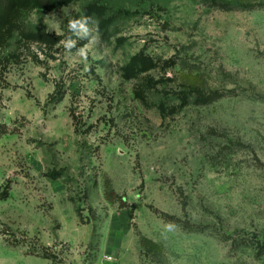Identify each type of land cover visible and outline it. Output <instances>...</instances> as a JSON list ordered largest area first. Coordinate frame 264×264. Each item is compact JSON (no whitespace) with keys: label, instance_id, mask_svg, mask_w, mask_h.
Wrapping results in <instances>:
<instances>
[{"label":"rangeland","instance_id":"rangeland-1","mask_svg":"<svg viewBox=\"0 0 264 264\" xmlns=\"http://www.w3.org/2000/svg\"><path fill=\"white\" fill-rule=\"evenodd\" d=\"M0 28V264H264L237 240L264 233V0H0Z\"/></svg>","mask_w":264,"mask_h":264},{"label":"trees","instance_id":"trees-1","mask_svg":"<svg viewBox=\"0 0 264 264\" xmlns=\"http://www.w3.org/2000/svg\"><path fill=\"white\" fill-rule=\"evenodd\" d=\"M47 1L49 0H45V3H47ZM153 61L154 60L150 56L140 54L136 58H133L132 61L127 64L125 69V72L129 73L127 74V78H131V77L138 78L136 86L139 87V89H137V94L139 95L140 99L143 101L148 100L147 97L148 93L151 92L150 90H154L152 86H155L158 83H160L159 80H155L151 76L145 78L138 77L139 74L143 72H147L150 68L154 67ZM174 93L179 97H183L184 103L191 102L195 104H203V103H210L216 99L214 97V94H211L210 92L209 93L205 92L203 89L196 87L190 89L189 91L174 92ZM158 103H159L158 107L163 113H166V111H170L169 107L165 103L163 102H158ZM114 194L115 191L111 188L109 192H107V197L112 200ZM237 240H239L240 243L245 244V246L247 247L258 249L259 255H264V233H259V232L253 234L244 233L241 234Z\"/></svg>","mask_w":264,"mask_h":264},{"label":"clouds","instance_id":"clouds-1","mask_svg":"<svg viewBox=\"0 0 264 264\" xmlns=\"http://www.w3.org/2000/svg\"><path fill=\"white\" fill-rule=\"evenodd\" d=\"M76 22H70V27H74Z\"/></svg>","mask_w":264,"mask_h":264}]
</instances>
